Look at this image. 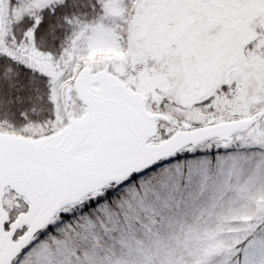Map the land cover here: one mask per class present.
I'll use <instances>...</instances> for the list:
<instances>
[{"label": "snow or ice", "instance_id": "obj_1", "mask_svg": "<svg viewBox=\"0 0 264 264\" xmlns=\"http://www.w3.org/2000/svg\"><path fill=\"white\" fill-rule=\"evenodd\" d=\"M0 264H264V0H0Z\"/></svg>", "mask_w": 264, "mask_h": 264}]
</instances>
